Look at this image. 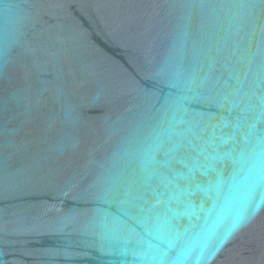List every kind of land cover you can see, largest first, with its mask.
<instances>
[{
    "label": "water",
    "instance_id": "95a60500",
    "mask_svg": "<svg viewBox=\"0 0 264 264\" xmlns=\"http://www.w3.org/2000/svg\"><path fill=\"white\" fill-rule=\"evenodd\" d=\"M0 264H264V0H0Z\"/></svg>",
    "mask_w": 264,
    "mask_h": 264
}]
</instances>
